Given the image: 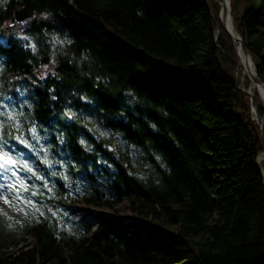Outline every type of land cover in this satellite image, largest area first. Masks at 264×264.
Listing matches in <instances>:
<instances>
[{
	"label": "trees",
	"instance_id": "1",
	"mask_svg": "<svg viewBox=\"0 0 264 264\" xmlns=\"http://www.w3.org/2000/svg\"><path fill=\"white\" fill-rule=\"evenodd\" d=\"M219 1L0 0V149L28 168L0 264H264V147ZM229 5L264 84V0Z\"/></svg>",
	"mask_w": 264,
	"mask_h": 264
},
{
	"label": "rangeland",
	"instance_id": "2",
	"mask_svg": "<svg viewBox=\"0 0 264 264\" xmlns=\"http://www.w3.org/2000/svg\"><path fill=\"white\" fill-rule=\"evenodd\" d=\"M12 148L9 150L0 149V214L3 217H7V223H11V225L19 230L22 223L26 221V217L23 209V201L21 198H16L18 201H10L11 195H16L14 190L7 186L9 181H18L17 173L20 170L28 168L26 167V163L22 162L23 159L21 156L15 154ZM5 160L8 161L5 164ZM9 182V183H12ZM118 215L124 219H128L131 217V214L123 209L122 204L118 206ZM102 211L106 213H111V210L103 209ZM76 216L79 221L82 223H90L92 225V231L94 230L95 223L92 219L84 218L80 209L76 211Z\"/></svg>",
	"mask_w": 264,
	"mask_h": 264
},
{
	"label": "water",
	"instance_id": "3",
	"mask_svg": "<svg viewBox=\"0 0 264 264\" xmlns=\"http://www.w3.org/2000/svg\"><path fill=\"white\" fill-rule=\"evenodd\" d=\"M203 1L206 4L210 14L212 15V12L210 10V7L208 5L207 0H203ZM228 4H229V0H221V1H219L220 9H219V14L218 15H219L220 23H221L222 27L224 28V30L229 35V37L231 38V40L233 42V45H234V47L236 49L238 58H239V53H241L247 59V61L250 62V56H249L246 48L244 47L240 36L236 32L233 20L231 21V29L229 30V29L226 28V25H225L226 16H229L230 19H232L230 12H229V15H228ZM219 33H220V26L218 24H216V34L214 36V40L215 41H216ZM236 41H237V44H236ZM251 64H252V62H251ZM245 71H246V75H247L249 81L251 83H253L254 85H256V86L261 87L263 89V92H264V84L262 83V81L257 76V74L255 72L254 65H253V69H250L248 66H246L245 67ZM237 75H239V79H238L237 84H236V89L238 91H240V92H243L245 95H247L249 97L250 112L252 113L251 118L258 125L260 137H261L262 144H263V147H264V93H263V98H262L260 93L257 92L259 97H260V99H261V103H262V107H263V113L260 116L257 113V110H256L253 92L252 91L250 92L248 90V88H246L244 86L243 73H242V71H239L238 64H237L236 70L234 72V79L237 78ZM263 189H264V174H263Z\"/></svg>",
	"mask_w": 264,
	"mask_h": 264
},
{
	"label": "bare ground",
	"instance_id": "4",
	"mask_svg": "<svg viewBox=\"0 0 264 264\" xmlns=\"http://www.w3.org/2000/svg\"><path fill=\"white\" fill-rule=\"evenodd\" d=\"M229 12H230V5L228 4V15H229ZM231 21H232V19H230L229 16H226L225 25H226V28L229 30L231 29ZM236 44H237V41H236ZM246 66H248L250 69H253V65L251 64V59H250V62H248L247 59L241 53H239L238 68H239V71H242V73H243V79L245 76L247 77L246 71H245ZM246 88H248V90L250 92L255 89L258 93H260L261 97L263 98L264 92H263V89L261 87L256 86L250 82ZM263 151H264V149H263ZM263 151L258 155V157L256 159V163L258 165H262L264 163V152Z\"/></svg>",
	"mask_w": 264,
	"mask_h": 264
},
{
	"label": "snow or ice",
	"instance_id": "5",
	"mask_svg": "<svg viewBox=\"0 0 264 264\" xmlns=\"http://www.w3.org/2000/svg\"><path fill=\"white\" fill-rule=\"evenodd\" d=\"M8 163V161L7 160H5V164H7ZM0 166H2V165H0Z\"/></svg>",
	"mask_w": 264,
	"mask_h": 264
}]
</instances>
